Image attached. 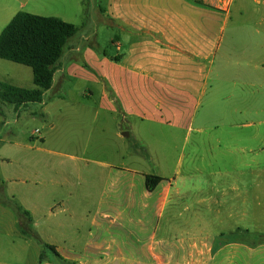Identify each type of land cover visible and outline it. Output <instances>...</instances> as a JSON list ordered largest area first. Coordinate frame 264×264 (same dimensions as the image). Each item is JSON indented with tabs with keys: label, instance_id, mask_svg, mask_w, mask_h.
<instances>
[{
	"label": "crops",
	"instance_id": "crops-1",
	"mask_svg": "<svg viewBox=\"0 0 264 264\" xmlns=\"http://www.w3.org/2000/svg\"><path fill=\"white\" fill-rule=\"evenodd\" d=\"M31 1L0 0V33L17 13L43 11ZM234 1L104 0L102 16L97 6L84 12L83 0L59 1L53 18L78 32L50 89L41 103L0 110V264H264V244L241 242L238 229L204 227L208 201L192 203L189 189L181 191L176 176L167 178L154 155L144 157L125 143L144 128L166 130L174 139L202 135L200 123L211 116L228 127L263 118L262 72L252 60L264 56V30H255L258 52L238 65L242 82L220 81L236 35L235 26L228 28ZM253 3L256 25L263 27L264 2ZM6 63L0 60V67ZM11 64L19 72L0 84L34 89L31 69ZM24 121L38 128L26 134L19 127ZM45 135H57V143ZM147 163L156 172L147 171ZM146 175L163 181L147 192ZM1 199L29 213L33 240ZM42 244L57 257L45 249L40 261Z\"/></svg>",
	"mask_w": 264,
	"mask_h": 264
},
{
	"label": "rangeland",
	"instance_id": "rangeland-1",
	"mask_svg": "<svg viewBox=\"0 0 264 264\" xmlns=\"http://www.w3.org/2000/svg\"><path fill=\"white\" fill-rule=\"evenodd\" d=\"M59 1L32 0L30 5L42 7L43 11H34L30 7L24 13L33 12L41 17H53L59 10ZM259 2L263 4L264 0ZM72 5L73 0H70V6ZM96 6L98 15L102 16L104 0H83L84 12L92 13ZM68 7L69 5L65 9ZM254 7L253 0H235L231 7V18L234 23L228 28L235 26L236 35L231 45V63L226 64L224 72L220 73L222 83H241L238 65L251 52L257 53L262 44L257 41L255 30H264V26L256 25L255 14L252 11ZM69 9L72 10L71 7ZM228 28L224 33L225 40ZM99 37L100 46L103 49L108 48L103 35L100 34ZM252 63L261 69L262 74L257 76V81L264 85V56H257ZM26 69L30 73V70ZM18 72L13 64L6 63L0 67V80L9 82V78ZM261 94L259 100L264 109V92ZM0 110L4 113L6 111L1 102ZM261 116L262 119H241L233 127L220 125L215 118L217 116H211L200 123L198 129L202 130V135L195 131L187 137L184 134L176 135L174 139L168 133H164L166 130L144 128L137 138L136 135H132L125 143L128 150L142 151L144 157H148L150 153L154 155L153 159L159 161L158 168L163 169L162 173L167 178L176 176L178 188L181 191L184 188L189 189L192 196L188 198L192 203L197 198L208 201L206 203L209 205V212L202 211L201 224L204 227L212 232L223 230L225 233L227 231L235 233L238 229L239 234L235 238L238 237L241 242L248 245H260L264 244V114ZM6 120L8 122L9 117ZM36 126L26 121L19 124L26 134L38 128ZM228 133L239 135H226ZM253 133L263 135H251ZM45 136L50 143H57V135ZM237 138H240V141H237ZM137 139L140 140L139 146L134 144ZM146 165L147 171L151 169L156 172L154 165L150 163ZM195 167L201 172H191ZM194 208L197 206L194 205ZM229 210L234 211L233 216L231 215L233 218L227 217ZM127 211L134 209L131 207ZM54 212H57V209H54ZM218 216L223 220L217 219ZM233 237V234L226 235L228 240H232ZM30 238L33 240V237Z\"/></svg>",
	"mask_w": 264,
	"mask_h": 264
},
{
	"label": "trees",
	"instance_id": "trees-1",
	"mask_svg": "<svg viewBox=\"0 0 264 264\" xmlns=\"http://www.w3.org/2000/svg\"><path fill=\"white\" fill-rule=\"evenodd\" d=\"M77 32L75 26L58 18L17 13L0 33V60L30 68L35 88L24 90L0 84V102L13 106L15 111L26 104L41 103L43 94L52 85L56 65L66 44ZM112 60L118 62L119 57ZM82 66L87 68L83 63ZM162 181L156 176H144L146 191L152 192ZM1 202L16 213L21 232L28 237H35L29 213L8 199H1ZM42 247L44 251L40 253V261L45 249L57 257L53 247L45 244Z\"/></svg>",
	"mask_w": 264,
	"mask_h": 264
},
{
	"label": "water",
	"instance_id": "water-1",
	"mask_svg": "<svg viewBox=\"0 0 264 264\" xmlns=\"http://www.w3.org/2000/svg\"><path fill=\"white\" fill-rule=\"evenodd\" d=\"M124 136H127L126 134Z\"/></svg>",
	"mask_w": 264,
	"mask_h": 264
},
{
	"label": "built area",
	"instance_id": "built-area-1",
	"mask_svg": "<svg viewBox=\"0 0 264 264\" xmlns=\"http://www.w3.org/2000/svg\"><path fill=\"white\" fill-rule=\"evenodd\" d=\"M36 133H37V131H36Z\"/></svg>",
	"mask_w": 264,
	"mask_h": 264
}]
</instances>
